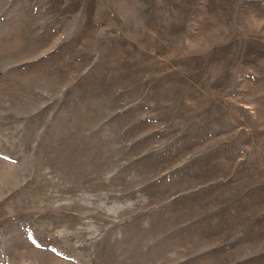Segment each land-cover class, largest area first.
I'll list each match as a JSON object with an SVG mask.
<instances>
[{"label":"rangeland","instance_id":"obj_1","mask_svg":"<svg viewBox=\"0 0 264 264\" xmlns=\"http://www.w3.org/2000/svg\"><path fill=\"white\" fill-rule=\"evenodd\" d=\"M0 264H264V0H0Z\"/></svg>","mask_w":264,"mask_h":264}]
</instances>
